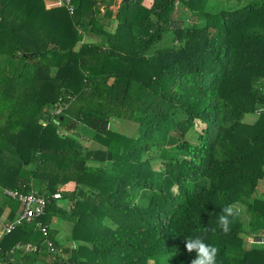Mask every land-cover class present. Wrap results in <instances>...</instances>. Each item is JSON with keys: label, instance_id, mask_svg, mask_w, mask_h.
<instances>
[{"label": "trees", "instance_id": "obj_1", "mask_svg": "<svg viewBox=\"0 0 264 264\" xmlns=\"http://www.w3.org/2000/svg\"><path fill=\"white\" fill-rule=\"evenodd\" d=\"M71 1L0 0V186L48 199L1 237L0 264H191L197 236L216 264H264L244 246L264 231V0ZM19 207L4 195L0 215Z\"/></svg>", "mask_w": 264, "mask_h": 264}, {"label": "built area", "instance_id": "obj_2", "mask_svg": "<svg viewBox=\"0 0 264 264\" xmlns=\"http://www.w3.org/2000/svg\"><path fill=\"white\" fill-rule=\"evenodd\" d=\"M58 2H59L58 6H64L67 9L68 13L70 14L74 13L75 7L71 0H58ZM102 6L103 4L100 5V9ZM55 112H59V110H56ZM3 194L8 198H12L16 200L20 205L19 210L15 215V218L10 221H7L5 225H3L2 233L4 235L12 232L19 225L32 222L33 220L39 218L41 215L44 214L45 208L48 203V199L45 196L38 194L34 191L21 192L15 189L4 188ZM52 197L53 199L61 198L60 191L54 192ZM38 226L41 233L46 236L47 226L41 225L39 222H38ZM248 240L249 242H257L264 244V231L261 233V235H259V237L257 238L251 237ZM51 244L52 243L48 240V245L50 247ZM17 247L20 246L17 245ZM29 248L30 245L26 249Z\"/></svg>", "mask_w": 264, "mask_h": 264}, {"label": "rangeland", "instance_id": "obj_3", "mask_svg": "<svg viewBox=\"0 0 264 264\" xmlns=\"http://www.w3.org/2000/svg\"><path fill=\"white\" fill-rule=\"evenodd\" d=\"M150 2H151V0H145V4H146L147 6L150 5ZM58 5H59L58 0H51V2L47 3V7L58 6ZM105 9H106V6L103 5V6L101 7V9H100V13H99L101 17H102V15L104 14ZM110 9L114 12V11L116 10V6H115V7L113 6V7H111ZM66 10H67V9H66ZM67 12H68V11H67ZM102 18H103V17H102ZM115 23H116V22H114L113 24H115ZM106 27H107V28H106ZM105 30L112 31L113 29H112L111 26L106 25V26H105ZM89 33H90V34H88L89 36H91V37H97L92 31H90ZM104 35H105V34H104ZM165 37H166V36H165ZM89 38H90V37H89ZM89 38H88L87 34H85L84 42H85V41H88ZM93 39H95V38H93ZM168 43H169L168 39L165 38V40L162 42V45L166 46V45H168ZM246 120H247V122H252V121H254V120H255V115H253V114H249V115H247ZM40 123H41L42 125H45V124H46V122L43 121V120H40ZM109 126H110V128H112V130L114 129V130H117V131L120 132V133H123V134H126V135H131V134L134 132V130H135L136 123L131 122V121H125V120H111ZM199 126H201L200 123H199V125H198V128H199ZM92 132H93V131H92ZM78 139H79V140H82V142H83L86 146H88V147H92V148H94V147H99V146H100V145H99V142H98L97 140L93 139V138H90V136H84V135L78 133ZM70 188H72V187L70 186ZM3 189H4V188H3L2 186H0V201H1V200L3 199V197H4ZM257 191H258L259 194H260V198H263V199H264V180H260V181H259V183H258V185H257ZM54 222H55L56 224H58V228H57V230H58V234H57V236H58L61 240L64 241V244H63V245H69V244H71V243H70V240H67V236L69 235L67 222L62 221V220H60L59 218L56 219ZM1 223H2V226L5 225V223H6V221H5V219L3 218V216H2V217L0 216V226H1ZM37 237H38V235H37ZM245 239H246V237H245ZM248 243H249V240H247V242L244 241V246H247V247L251 246V244H248ZM29 245H30V244H26V245L23 246V247H24V248H28ZM20 247H21V246H20ZM1 264H3V263H1Z\"/></svg>", "mask_w": 264, "mask_h": 264}, {"label": "clouds", "instance_id": "obj_4", "mask_svg": "<svg viewBox=\"0 0 264 264\" xmlns=\"http://www.w3.org/2000/svg\"><path fill=\"white\" fill-rule=\"evenodd\" d=\"M239 214V208L226 205L222 209V214L219 216L218 227L225 233L229 232L233 219ZM211 231L215 232L216 228H212ZM185 248L189 253L195 251L197 254L196 257L192 259L191 264H216L219 249L214 245L205 243L201 237L187 238Z\"/></svg>", "mask_w": 264, "mask_h": 264}, {"label": "crops", "instance_id": "obj_5", "mask_svg": "<svg viewBox=\"0 0 264 264\" xmlns=\"http://www.w3.org/2000/svg\"><path fill=\"white\" fill-rule=\"evenodd\" d=\"M49 2H51V0H44V4H45V7L46 8H53V7H58V6H52V7H47V3H49ZM151 3V2H150ZM143 4L144 5H146L145 4V0H144V2H143ZM115 7V5H111L110 7ZM147 6V5H146ZM89 38V37H88ZM96 38V37H95ZM94 39H93V37H90L89 38V41H93ZM70 186H71V183L70 182H68V183H66L65 184V187L66 188H68V189H70ZM8 215H9V208H5L3 211H2V214L0 215L1 217L3 216V218L5 219V221L7 222V221H9L8 219H7V217H8ZM2 230H3V226H2V223H1V226H0V239H1V237L4 235L3 233H2ZM252 236H249V237H247V239L248 238H251ZM247 241V240H246ZM248 244H251V243H248Z\"/></svg>", "mask_w": 264, "mask_h": 264}, {"label": "water", "instance_id": "obj_6", "mask_svg": "<svg viewBox=\"0 0 264 264\" xmlns=\"http://www.w3.org/2000/svg\"><path fill=\"white\" fill-rule=\"evenodd\" d=\"M122 1H126V0H122ZM60 264H64V261H63V260H61V261H60Z\"/></svg>", "mask_w": 264, "mask_h": 264}]
</instances>
